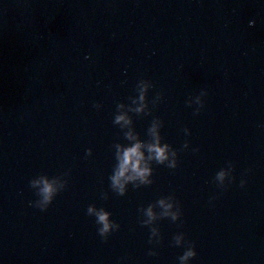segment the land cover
Listing matches in <instances>:
<instances>
[{
    "label": "water",
    "instance_id": "water-1",
    "mask_svg": "<svg viewBox=\"0 0 264 264\" xmlns=\"http://www.w3.org/2000/svg\"><path fill=\"white\" fill-rule=\"evenodd\" d=\"M154 118L177 166L118 195L114 145ZM41 173L67 180L43 211ZM168 195L179 219L155 206L142 224ZM90 204L120 225L107 239ZM181 232L189 264H264V0H0V264H179Z\"/></svg>",
    "mask_w": 264,
    "mask_h": 264
},
{
    "label": "clouds",
    "instance_id": "clouds-1",
    "mask_svg": "<svg viewBox=\"0 0 264 264\" xmlns=\"http://www.w3.org/2000/svg\"><path fill=\"white\" fill-rule=\"evenodd\" d=\"M151 82L146 79H141L137 84L138 96L131 97L133 103L136 101L140 102V106L136 108L137 113L144 111L147 106V92L151 87ZM201 96L205 95L202 91ZM159 98V94L158 97ZM203 105V100L199 103ZM95 107H100L99 104L94 105ZM124 107V103H119L117 105V112L114 116V124L119 125L122 129L124 125L131 123L129 118H126V114L120 111ZM153 120H159V128L157 124L152 122L149 126L147 133L149 139L147 141L138 139L133 136L131 132H125L124 136L126 140H134L131 146H125L122 143H116L115 148V163L113 167V172L109 177L110 187L118 195H124L127 191V185L132 183L134 187H140L141 185H149L153 181L151 179L153 173L152 162L155 161L157 164H166L170 168H175L177 166V150L172 147L167 142H163V138L160 133V128L162 127V121L159 118H154ZM123 122V123H122ZM186 133L189 130L186 128L184 130ZM188 146V142H185L184 147ZM148 152L147 159L144 156V151ZM92 149L87 150V154L91 155ZM234 165L229 162L227 168H221L215 177L220 187H224V181L227 178L230 183L234 177L231 176L232 168ZM67 175V174H65ZM139 181V183H136ZM245 181H241L243 185ZM67 185V180L65 179L61 183H57V177L52 176L51 178L44 173L30 180V186L36 189V195L38 199L35 201V206L40 208L42 211L46 210L48 206L52 203L55 196L65 188ZM104 198H107V194H104ZM155 206H160L165 209L162 213L163 217H171L173 221L179 219L181 215V209L175 200L173 195L162 196L154 203H150L147 207H142L141 211L149 217V221H141L142 224L148 225L151 220L156 219V213H154L153 208ZM175 206V207H174ZM174 209V210H173ZM87 214L96 217V223L100 226L98 228V233L101 237L107 239L108 235L114 230H118L120 225L111 219V212L104 207L97 208L95 204H90L87 208ZM159 229L151 228V237L149 242H152V236ZM174 243L177 246L186 245L185 251L179 256V264H189V261L197 255L194 242L186 241L184 233H177L174 238ZM150 255H155L154 251H150Z\"/></svg>",
    "mask_w": 264,
    "mask_h": 264
}]
</instances>
